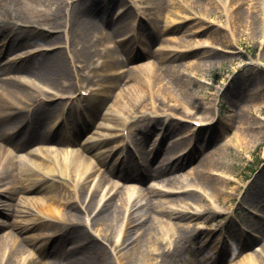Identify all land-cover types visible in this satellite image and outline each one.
I'll use <instances>...</instances> for the list:
<instances>
[{"label": "bare ground", "instance_id": "1", "mask_svg": "<svg viewBox=\"0 0 264 264\" xmlns=\"http://www.w3.org/2000/svg\"><path fill=\"white\" fill-rule=\"evenodd\" d=\"M5 1L0 0V37L6 39L4 46L6 49L0 46V56L5 50H12L32 41H45L53 36L42 32L39 27L44 21L48 25H51L53 21L56 22L52 16H44V11L51 10V6L40 7L42 0H7L6 3L9 1L24 3L29 7L28 10H31L30 14L26 16V20L21 18L11 20L7 17L12 14V11L5 9L8 8ZM236 1L239 2V5L234 7ZM122 2L124 1L108 0L105 11L99 9L96 13L88 10V16L85 18L82 12L88 6L89 0H76L73 5L70 19L76 22L82 18L81 29L91 27L90 30L87 28L85 32L80 33L72 48L75 60L81 66L79 69L80 78L75 81L76 88L78 89V84L89 86L99 79H104L105 76L106 81L110 82L108 89L113 90L121 79H126L125 84L121 87L122 96L116 95L110 104L108 103L111 98L109 91H106L105 94L94 93L85 98L87 99L86 105L81 110L82 112L85 109L87 110V112H84L87 120L85 119L81 126L73 124L72 131L74 135H68V126L66 129L56 126V118L49 124L56 112L57 105L52 103L53 99L50 98L48 90L27 84L20 74L18 76H3L11 69H15L17 65V69L31 72L44 85L58 90L67 89L72 86V82L67 78L69 77V70L62 51L39 50L24 57L11 59V62H1L0 60V205L4 204L7 209V211H4L0 206V213H3L7 219L0 221V264H14L17 259H19L18 264H39L38 257L40 258V256L51 258L50 261L46 260L43 264H57L54 258L61 256L58 250L62 246V241L59 236L55 235L56 231H60V236L64 234L70 239L86 240L90 238L92 240L86 222L74 223V221H68L79 217L76 212V203L82 206L85 213L87 212L86 214L92 213L99 202L97 197L109 176H117L123 180L137 178L144 180L149 177H164L168 172L184 167L187 162L193 160V149H199L201 141H194L193 138L191 139V133H184L186 130L179 128L189 119H194L196 114L207 110L208 114L205 117L202 116L196 119L202 122L209 121L211 122L210 126H213L218 120L222 128V141L225 144L222 143L217 147L218 150L205 152L203 157H200L198 164L193 166L194 170L189 171L193 175V181L197 184L199 190L196 187L188 186L189 181L186 182V179L178 174L164 177L169 184L177 188L188 186L184 188L185 191L178 198L179 202L183 201L187 205L178 203L176 207L167 204L165 199L155 201L154 198L149 196V192L145 193L141 189L136 190L135 187L130 190V185L122 186L124 187V190H122L118 186L119 183L115 182L107 192L110 193L116 188L115 194H118L109 196L98 211L92 214V222L110 229L114 222L118 224L123 211L128 208L124 227L125 233L133 225L135 213H138L139 220L137 224L140 232L135 237L134 247L126 254V259L135 260L139 264H142V262L145 264H177L186 258L188 264L197 262L200 264H218L220 259H226V255L231 254L229 249L220 250L218 245H214L216 249L214 254L210 255V252H206L202 253L200 257H190L189 250L192 248L190 235L195 227L190 223L182 222V220L190 221L195 216L197 218L210 217L214 211L227 212L230 215L231 211L234 210L230 206L227 207L228 210L224 208L220 210L215 205L199 203L200 196H203L200 189H209L210 187L215 201L219 203L218 195L222 192V188L217 182L229 183L228 181H232L230 177L226 176L228 172L219 170L225 167L226 161L228 164L225 157H229V163H233L230 152H224L225 157L222 155L221 151H224L225 147H229L226 144L227 141L223 138L230 130L236 129L237 145L239 147H249L250 143L253 144L256 137L259 138L260 134L264 132V123L261 122L264 121V117L262 112L258 114V112L252 111L249 104L243 108H240L241 104H236V108L230 107L234 112L227 115L226 119L217 118L215 120L217 112L220 115L219 107L215 108L216 103L212 105L213 107L205 106L203 103L206 95L199 89L201 87L196 85L197 82L199 84L203 82V76L200 78L192 76L196 80L193 81L186 72L190 70L201 71L199 69H202L203 66L198 61L189 64H176L173 61L177 58L189 56L202 58L217 56L220 50L225 53L226 51L234 52L233 46L222 48L220 41L228 38L231 44L236 42L239 37L238 31H243L241 28L244 25L250 29L253 24L259 21L256 14L257 9L261 11L260 23L262 24L259 37L263 36L264 15L262 6L257 8V5H255L252 8L249 5L247 8H243L244 2L240 0H231V2L226 0L223 11L227 23L231 21L232 28L229 32L225 29V31L219 32L217 31L219 26L214 28L211 18L219 11V4H223L221 0H167V4L171 3L175 10L170 14L168 11L166 12L168 19L162 22V26L158 27L159 29L148 27L143 17L137 26L126 22L123 15L125 16L128 13L126 10L129 11L131 5L126 10L118 12L119 15L113 18L112 10L114 12L115 5ZM155 2L162 3L164 1L155 0ZM256 3L260 4V0H257ZM43 5H46V2L43 1ZM147 10L151 12L152 7L150 4L146 8ZM54 14L59 15L60 10L56 9ZM154 15L157 18H164L165 11H154ZM190 21H192L191 26L180 37L172 38L168 36L186 27ZM194 21L196 22L195 25ZM17 28H22V30ZM118 32L120 34H116ZM199 33L210 35L212 39L201 38ZM130 34L132 38L124 37L121 40L122 42H115V47L109 45L110 39L115 35H126L128 37ZM188 35L195 38L191 41L186 37ZM127 39H131V43L125 47L124 45L129 43H127ZM160 39L163 42L176 41L177 44L173 45L174 48L171 44L166 43L153 49L152 44ZM57 40L58 35L51 38L52 42ZM212 43L218 45L214 46ZM230 54L233 55L234 53ZM147 55L154 56V60L148 63H145L144 60L142 64L134 65L135 67L131 71H129L131 66L129 69H124V71L128 70L131 73L130 77L125 72L123 74L118 73L114 77L108 75V71L122 68L123 63ZM100 59L102 62L98 64ZM256 62H254L253 67H257V63L263 64L261 60ZM87 68H89L88 72H86ZM206 69H209L208 66ZM91 71L94 75H91ZM251 75H254V72ZM234 80L224 90V93L227 94L226 99L233 102L237 100L236 96L239 92V84ZM107 103L109 104L108 107L106 106ZM191 104L194 108H197L193 112L188 108V105ZM263 105L264 103L258 104V109H262ZM105 107H107V110L103 112ZM73 109L75 111L74 115L81 117V120L83 116L81 110H79L80 108L75 106ZM97 117H103V120H110L113 123L109 125L107 122H100L98 127L102 130L97 131L98 136L92 135L86 138L81 144L82 146L73 149L70 153L61 148V153L58 155L49 150H44L42 152H31V156L27 158L22 156L17 158L18 155L7 152V146H12L18 154L35 141L44 143L53 140L57 143H81V140H79L80 135L95 124ZM259 118L262 120L260 121ZM158 125L164 130V136L154 151H142V157L145 159L142 165L137 167L127 166L126 162L129 158L132 160L133 157L130 154L120 159L121 165L117 161L119 157L112 164L109 161L110 164L107 165L109 158L119 148L127 147V143L124 142L126 138L133 133H137L139 136H136V138L143 139L148 129H153ZM125 128L128 129L127 136H124L123 130ZM200 128L203 129L204 127ZM175 131L179 132L172 135V140L167 143L165 136ZM114 140L120 142L115 141L117 143L106 147L105 144ZM184 141L187 145L194 141L193 147L181 158H176L174 149ZM54 142L51 144H54ZM139 144L142 145L141 142ZM142 148L141 146V150ZM199 150H203V147L201 146ZM161 151H164L166 156L158 159L159 163L155 166L151 162L159 157ZM101 167L103 169L99 173L94 190L90 192L88 183ZM262 182H264V167L256 178L254 185L247 190L246 196L255 198L259 194L257 185H261ZM180 183L181 185H179ZM46 192L49 193L46 195L44 194ZM197 194H200L199 197ZM47 196L49 197L48 203L40 202ZM139 196L145 198V201L141 204L138 203L137 198ZM119 199L123 200L120 204ZM256 203L257 199L250 202V205ZM60 204L64 205L57 210L56 207ZM32 206L34 208H31ZM259 206L261 210L259 219H262V221L255 219L251 226L252 229L259 231L263 238L264 201L260 202ZM42 208H45L55 219L54 213H56L58 220H52L36 213V210H42ZM24 214L30 217L23 218ZM16 215L21 217L18 218ZM165 216L175 217L178 220L175 222L169 220V223L165 224L163 223L166 221V219H163ZM11 217L13 220H10ZM69 224L73 225L70 226ZM222 225V223H216L213 227H196L198 228L197 232L201 233L205 230L210 234L217 228L221 229ZM7 226H11V229L5 232L6 229L4 228ZM43 226L50 228V232L48 230V232H44L45 237L42 239L39 238V234L21 235ZM157 226H160V234H156ZM153 234L155 235L153 236ZM241 236L247 238L246 232L242 231ZM221 239H223L222 236ZM254 239L256 238H247L243 241V246L251 245ZM124 242L125 238L123 237L120 246ZM206 242L204 241V243ZM26 243H31L32 247L27 246ZM140 243V246L145 243L147 248L140 247L138 253L134 254V250L138 248ZM151 247H153V250H151ZM33 248H37L40 255L36 256ZM91 248L98 252V246L95 242L91 243ZM27 250H29V253L20 255ZM154 250L156 251L153 252ZM19 256L21 257L19 258ZM240 264H264V261L261 259L254 261V259H251V255H247L244 262Z\"/></svg>", "mask_w": 264, "mask_h": 264}, {"label": "rangeland", "instance_id": "2", "mask_svg": "<svg viewBox=\"0 0 264 264\" xmlns=\"http://www.w3.org/2000/svg\"><path fill=\"white\" fill-rule=\"evenodd\" d=\"M43 1L46 2V5H43ZM75 1L76 0H42V4L40 5V7H48V6L52 7L51 10L44 11V16L48 15L54 17V20H56V22H53V26L50 28H55L56 31L48 32V30H45V32H47L50 35H58V40H57L58 43L55 45L62 46L61 51L64 57L66 58V62L69 70V77L67 78H69V80H71V82L74 85L73 88H70L69 90L65 91L66 93L64 92L63 99L57 98L56 96H51L53 98L52 103H55L57 105V109L56 112L54 113L53 118L50 120L49 124H51L53 120L56 118L55 120L57 121V125L60 126L61 129H64L66 125H69L70 136L72 134L74 135V132L72 131L73 124L81 126V124H83L84 120L87 117L86 114L84 113L87 110L85 109L84 112H82L81 108L85 107L87 101L85 100V98L89 96V95L85 96L81 94V96L84 97L81 98V100H79L80 98L76 99V97H80V93L78 91L76 92L73 91L75 87V79H76V75L73 69L74 67L75 70L79 69V63H75V65L72 67L69 61L71 59L73 61L74 57L72 56V53H71V59L68 56L66 57L64 50L65 45L67 46L70 45V48L72 49L75 45V39L78 36H80V33L85 32L87 28H89L88 30L91 29V27H84L81 29L82 18L77 20L76 22H73L70 19L72 8L73 5L75 4ZM123 1L124 2L115 5L114 12L112 10L113 18H116L119 15L118 12H121V9L128 8L132 4L134 7L133 8L129 7V11L126 10V12L128 13L125 16L123 15V18H126L125 19L126 22L136 24L137 21L140 20V17L142 16L143 20L147 23L146 25L151 29L153 28L155 29V27L158 28L159 26H162V22L168 19V15L166 12L168 11V13L170 14L173 10H175V7H173L171 3L167 4V0H163L164 2L162 3H156L155 0H123ZM225 1L221 0V3L223 2V4H219L220 7L219 11L216 12V14H214L211 18L214 24V28L219 26V29L217 30L219 32L224 31L223 25L227 21L223 11V7L224 5H226ZM240 1L244 2L243 8H247L249 5H251L252 8H254L255 5H257V8L262 6V13L264 15V0H260V4L256 3L257 0H240ZM6 2L7 0L5 1V4L8 6V8L5 9L12 11L13 14V15L11 14L12 20L17 18H21L22 20L27 19L26 16L30 14L31 10L30 11L28 10L29 7L26 4L16 3L14 1L13 2L9 1L8 3ZM107 4H108V0H89L88 6H86L83 9L82 12L83 17L85 18L86 16H88L87 15L88 10L94 11L96 13L99 9H103V11H105L108 6ZM149 4L152 7L151 12L145 10V7ZM238 5L239 2L236 1L234 3V7H237ZM56 9L60 10V14L57 16L54 14V11ZM158 10L161 11L164 10L166 16L164 18L162 17L157 18L154 15V11H158ZM256 12L259 21L253 24L250 29L246 28L244 25L241 28L243 29V31L242 30L238 31L239 37L236 43L231 44L228 38H226L224 41L220 39L221 40L220 44H222V48H225L226 46L227 47L233 46V48L236 49L237 52L234 53L233 55L229 53H225L220 50L218 51L219 54L217 56H211L206 58H202L199 56H191V57L189 56V57L177 58L173 61L176 64H189L198 61L200 62V65L203 66L202 69H199L201 71L190 70L186 72L189 75L190 79L193 81L196 80L192 76L198 78L203 76L202 77L203 82H200L201 85L198 82L196 83V85H199L201 87L199 89L202 90V92L205 93L206 95L205 96L206 99L204 100L203 103L205 106L210 107L214 105V103H216V105H214L215 108L217 109L219 107L220 115L217 112L215 116V120H217V118L226 119L227 115L234 112V110H232V108L230 107L236 108V104L237 105L241 104L240 108L246 107L247 104H249L250 109L252 111L258 112V114L262 112V116H264V105L262 106V109H258L257 107L258 104L264 103V41H261V39H263V36L259 37V31L262 29V24L260 23L261 11L260 10L258 11L257 9ZM170 17L171 15L169 16V18ZM193 23L195 25L196 22L194 21ZM44 24L47 25L46 22H44ZM191 24L192 21H190L186 27L182 28L179 31L173 32L168 36L172 38L180 37L182 33H184V31L188 29L189 26H191ZM146 25L145 27H147ZM17 29L22 30V28H17ZM244 31H246V33H244ZM116 34H120V32ZM199 36H201V38H208L210 40L212 39L210 35L207 34L205 35L204 33H199ZM51 37H49L45 41H37V42L32 41L31 43L29 42L17 46L12 50L10 49L5 50V52L0 56V60L1 62H7L10 59H16L20 54L26 55V52H35L37 49L42 48L44 44H46L45 46L47 47L49 46V44L56 43L51 41ZM186 37L188 39H191V41L195 38L194 36L191 35H188ZM118 40H119V35H115L112 39H110L109 44H114ZM126 41L127 43L128 42L129 43L127 45H124L125 47L130 45L131 39L129 40L127 39ZM5 43H6V39L0 38L1 48L3 47V44L5 46ZM166 43L168 45L171 44L173 48H174L173 45L177 44L176 41L163 42L162 39H160L156 41L154 44H152L153 49H156V47ZM212 44L214 46L218 45L217 43H212ZM144 60L145 62H149V61L151 62L154 60V56L147 55L143 57L141 56L138 58H134L129 62L123 63V65L121 66H123V68H126V66L127 67L131 66L130 69L128 68L129 71H131L135 67L134 65L142 64ZM259 60H261L263 64L257 63ZM255 61H257L256 62L257 67H253ZM100 63H101V59H100ZM207 66L209 68L208 70L206 69ZM88 71L89 68L86 69V72ZM129 71L127 70V72L126 71L124 72L125 74H127V76L130 77L131 73ZM14 72H19V71L15 70ZM20 72H26V71H20ZM252 72H254V75H251ZM26 74L23 75L26 79L30 80L32 83L36 82V78H35L36 76L35 77L33 75L30 76L29 74H28L29 76H27ZM108 74L109 76L114 77V75H112L111 72H109ZM232 80L236 81L239 84L238 85L239 92L236 96L237 100L235 102L226 99L225 96H227V94L224 93V90L230 84V82H232ZM125 81L126 79L125 80L121 79L119 81V84L115 88H113V90L108 89V85L110 84V82L106 81L105 76L104 79H99L96 83L94 82L92 85L94 88L99 87V90L97 91L98 93L105 94L106 91H109V93L111 94V98L108 101V103L110 104L111 102H113L116 95L122 96L121 87L125 84ZM205 81L211 83L213 86H209V84H207ZM68 95H72L73 97H67ZM108 103L106 104L107 107L109 106ZM75 106L79 107L80 108L79 110H81L83 116L81 120H80L81 117L79 116L77 117L76 115H74L75 111L73 107ZM107 107L103 109V112L107 110ZM188 108L192 110V112L195 111V109H197L194 108L192 104L188 105ZM207 111L203 113H199L198 115L196 114L194 117L200 118L201 115L205 117L208 114ZM259 120L261 121L262 119L259 118ZM102 121L109 123V125H112L113 123V121L110 120H103V117H97L95 124L89 130H87L86 132L80 135L79 140H81V143L77 142L69 146L66 145L67 143H57L54 142L53 140L44 143L35 141L27 149L22 150L19 153V156L30 157L31 152H40V151L42 152L44 150H49L50 152H53L55 155H58L61 151V147H63L64 151H68L70 153L72 148H78L82 146L81 144L86 140V138L92 135H95L97 137L98 136L97 131L102 130L100 127H98V124ZM261 122L264 123V121ZM244 127H246L249 130L247 126L244 125ZM179 129L186 130L184 133L187 134L194 132L193 135L191 136V139L193 138L194 141L195 140L201 141L199 145L200 147L201 146L203 147V150H199L200 147L199 149L198 148L193 149L194 154L192 161L187 162V164L182 168L174 169L168 172L164 177L178 174L180 176H183L186 179V182L189 181L190 184H188V186L196 187V189H198L197 184L193 181L194 177L189 171L192 172L194 170L193 166H196L198 164V162L200 161V157L202 158L205 152L218 150L217 147L222 145L223 135L221 133V129H222L221 124L217 120L213 126L204 127L203 129L202 128L197 129V127L195 128L191 126V121L189 119V121L188 122L186 121V123L183 124L182 127ZM177 132L179 131L172 132L169 135L165 136L166 142L167 143L170 142L172 140L171 139L172 135H175ZM136 136L139 135L137 133H133L130 137L126 138L124 142L127 143L126 148L128 149L123 147L119 148L117 152L109 158L107 165L110 164L109 161H111L112 164V162H114L117 159V157H119V159L117 160L119 162L120 159L125 158L126 156H128V154H130L133 157L132 160H130L129 158V160L126 162L127 166L137 167L138 165H142L145 162L144 157H142L143 156L142 151L145 152L154 151L158 147L160 140L164 136V130L158 125L153 129H148L147 134L143 139L136 138ZM223 139L227 141L226 144H228L229 147H225L224 151H221L222 155L225 157L224 152L225 153L230 152V154L233 157V163L232 164L229 163L230 162L229 157H225L228 160V164L226 161L225 167H222L219 170L228 172L229 174L228 173L227 174L231 176L233 179L232 181H228L229 183H225L223 181L217 182L218 185L222 188V192L219 193L218 195L219 203L215 201V205L219 207L220 210H222L223 208L228 210L227 207L229 206L234 210L231 211L230 215L227 212L222 213L217 211L215 212L213 210L214 212L210 217L197 218L195 216L190 221L182 220V222L190 223L195 227L190 235V239H191L190 243L192 244V248L189 250V255L190 257L195 258V257H200L202 253H206V252H210V255L214 254L216 250L214 248V245H218V249L220 250L227 248L229 249V251H231V254H228L229 256L226 255L227 256L226 259L225 258L220 259L219 260L220 262L218 264H240L244 262L247 255H251V259L252 260L254 259V261H256V259L258 261L260 259L264 261V237L262 238V234L259 231L252 229L251 226L254 220L259 219L261 215L259 203L264 201V182H262L261 185H257L259 187V194L255 198H252V196L251 197L246 196L247 190L251 188L252 185H254L256 178L260 175V172L264 167V132L260 134L259 138L257 136L256 141L253 142V144L250 143L251 145L249 147H245V146L239 147L237 145L238 140L236 137V129H233V131L230 130L228 133H226V136ZM119 140H114L105 145H107L106 147H108V145H112L114 143L120 142ZM53 142L54 144H51ZM140 142L142 143L141 145L143 147L142 150L139 144ZM187 146L188 145L185 143V141L182 142L180 145L177 146L176 149H174L176 151L175 153L177 152L179 153L180 150L183 151L184 149H186ZM53 149H57V150H53ZM19 156L16 157L19 158ZM164 156H166L165 152L161 151L159 153V157H157V159L153 160L151 163L157 166V164L159 163L158 159H162ZM102 169L103 167L98 169L96 175L92 176L91 179L96 178L97 175H100L99 173L102 171ZM164 177H157V178L149 177V178H145L144 180L140 178L123 180L118 178L117 176H109L105 180L103 189L99 194V196L97 197V200H99L98 207L94 208V211L91 213L90 216H92L93 213L98 211V209L102 206L106 198H108L112 194H115L116 188L111 193L107 192L110 186H113L115 182L119 183L118 186H120L122 190H124V187H122L124 185H130L129 186L130 190H132L134 185H136V189H142L145 191V193L149 192V196L154 198L155 201H158L159 199H163V200L165 199L167 200V204L176 207H177L176 204L178 203L187 205L183 201L179 202L178 198L179 195L182 196L183 191H185L184 188L188 186L183 188L182 187L177 188L176 186L169 184L168 181L164 179ZM92 185L93 182L90 186L88 184L89 190H91ZM179 185H181V183ZM206 186L209 187L208 185ZM152 189L154 191H149ZM211 190L212 189L209 187V189L205 188L204 190L201 191H204L206 194L210 195V197L213 198L212 200L214 201V194L212 193ZM48 193L49 192H46L44 194L47 195ZM71 195H73V193H71ZM199 195L197 194L198 197ZM70 198L71 197L69 196V199ZM48 199L49 197L47 196L42 201L40 200V202L48 203L47 202ZM137 199L139 200L138 203L140 204L145 201L144 197L139 196ZM256 199H257V203L255 205H250V202ZM199 200H200L199 203L201 204L207 205L208 203V201L203 196H200ZM121 202H123V200L119 199V204ZM63 205L64 204H60L59 206H57L56 207L57 210L61 209ZM76 205H77L76 212L78 213L79 217L75 220L72 219L68 221L69 222L74 221V223L75 222L83 223L85 221L84 209H82V206L80 204L76 203ZM0 206L2 209H4V211H7V209H5L4 204H1ZM31 208L34 207L32 206ZM254 211H258L260 212V214L256 215ZM36 213L40 214V216L50 218L52 220H58V216L56 215V213H54L56 216L55 219L45 208H42V210H36ZM127 214H128V210H124L118 224L114 222L113 225L110 226L111 227L110 229L109 228L107 229L99 224L93 223L91 225L86 221L88 223L87 230L90 236L92 237V240H90V238L86 240L79 238L70 239L67 237V235L64 236V234L63 236H60V231H56L55 235L59 236V239H61L62 241L61 242L62 246L58 250L61 256L54 258L56 260V263L57 264H139L135 260L126 259V254L129 251H131L132 248L134 247L135 237L140 232L139 226L137 224L139 220L138 213H135L133 217L134 220L132 222L133 225H131L128 231L125 232L124 234L125 242L121 246L114 247V241L117 234L121 233L124 230ZM16 217L20 218L21 216L16 215ZM28 217L30 216L27 214L23 215V218H28ZM163 219H166V221L163 222L165 224L169 223L168 222L169 220L174 222L178 220L175 217L170 218L168 216L163 217ZM4 220H7L5 215L0 213V221H4ZM10 220H13V218L11 217ZM259 220L262 221V219ZM216 223H222L223 224L222 228L221 229L217 228L214 232L210 234H208L207 231L205 230L201 233L197 232L198 228L196 226L213 227L216 225ZM69 225L71 226L73 224H69ZM159 228L160 226L159 227L157 226L156 234L157 233L160 234ZM262 228H264V223ZM4 229H6L5 232H8L11 229V226H7ZM222 229L226 235L224 237V240L221 239ZM47 230L50 232V228L48 229L45 226L37 227L35 228V230H30L26 234H21V235L24 236L31 234H39V238L42 239L45 237V233L48 232ZM242 231L246 232L247 238H256L252 240L253 242L251 245L243 246V241L246 240L247 238L241 236ZM154 235L155 234H153V236ZM204 241H207L206 242L207 244L204 243ZM93 242L97 244L98 252H96L95 249L93 250V248H91V243ZM26 244L27 246L30 245V247H32L31 243L30 244L26 243ZM138 245H139L138 248L134 250V254L138 253V249H140V247L144 249L147 248L145 243H143V246H140L141 243ZM33 250L36 252V256L40 255V252L38 251L37 248H33ZM151 250H153V247H151ZM155 251L156 250H154L153 252ZM27 253H29V250L24 251V253L20 255L21 256L26 255ZM21 256H19V258ZM38 259H39V264H43L44 262H46V260L47 261L51 260V258L48 256H40V258L38 257ZM18 262L19 259H17V261H15L14 264H18ZM142 264L145 263L142 262ZM177 264H188L187 258L185 260L183 259ZM195 264H200V263L197 262Z\"/></svg>", "mask_w": 264, "mask_h": 264}]
</instances>
